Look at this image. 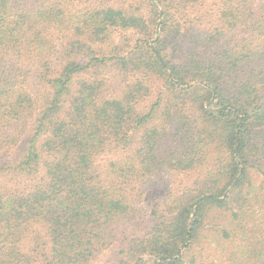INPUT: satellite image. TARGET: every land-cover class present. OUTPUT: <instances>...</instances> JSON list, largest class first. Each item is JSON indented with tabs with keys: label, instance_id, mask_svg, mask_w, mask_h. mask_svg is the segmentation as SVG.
I'll use <instances>...</instances> for the list:
<instances>
[{
	"label": "trees",
	"instance_id": "obj_1",
	"mask_svg": "<svg viewBox=\"0 0 264 264\" xmlns=\"http://www.w3.org/2000/svg\"><path fill=\"white\" fill-rule=\"evenodd\" d=\"M104 257L264 264V0H0V264Z\"/></svg>",
	"mask_w": 264,
	"mask_h": 264
},
{
	"label": "rangeland",
	"instance_id": "obj_2",
	"mask_svg": "<svg viewBox=\"0 0 264 264\" xmlns=\"http://www.w3.org/2000/svg\"><path fill=\"white\" fill-rule=\"evenodd\" d=\"M180 180L175 181V183H173V185H171L169 181L163 179V180H156L154 182V185L151 187V189L147 192L146 196H145V205L146 207L150 208L151 207H155L157 205H159L161 203V200L167 195L169 194V192L173 189L177 191L180 190L181 187L183 188V186H185L184 184L180 185L179 184ZM183 183L185 181H182ZM150 210L148 209L147 212H149ZM146 220V219H145ZM107 262V258H101L99 263L100 264H105Z\"/></svg>",
	"mask_w": 264,
	"mask_h": 264
}]
</instances>
